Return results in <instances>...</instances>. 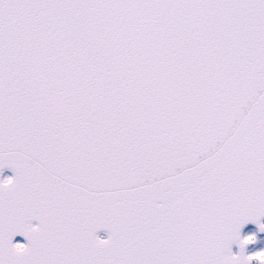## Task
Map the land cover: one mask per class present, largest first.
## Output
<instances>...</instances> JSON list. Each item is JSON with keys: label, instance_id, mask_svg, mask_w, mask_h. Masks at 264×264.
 Instances as JSON below:
<instances>
[{"label": "snow or ice", "instance_id": "obj_1", "mask_svg": "<svg viewBox=\"0 0 264 264\" xmlns=\"http://www.w3.org/2000/svg\"><path fill=\"white\" fill-rule=\"evenodd\" d=\"M5 168L0 264L264 261V0H0Z\"/></svg>", "mask_w": 264, "mask_h": 264}, {"label": "rangeland", "instance_id": "obj_2", "mask_svg": "<svg viewBox=\"0 0 264 264\" xmlns=\"http://www.w3.org/2000/svg\"><path fill=\"white\" fill-rule=\"evenodd\" d=\"M261 250H264V238H259V239L255 238L254 247L250 251V255H253L254 253Z\"/></svg>", "mask_w": 264, "mask_h": 264}, {"label": "water", "instance_id": "obj_3", "mask_svg": "<svg viewBox=\"0 0 264 264\" xmlns=\"http://www.w3.org/2000/svg\"><path fill=\"white\" fill-rule=\"evenodd\" d=\"M263 218H264V217H261L260 220H262ZM259 223H260V221H259ZM247 226H256V227H257L256 224L249 223V224L245 225V226L243 227V229L246 228ZM243 229H242V230H243ZM257 229H258V227H257ZM242 230H241V232H242ZM101 232H104V234H105L106 236L108 235L107 232H105V231H103V230L98 231V232L96 233V235H97L98 233H101ZM259 233H260V234H264V232H260V231H259ZM234 246H236V248L238 249V252H239V248H238V246L235 245V244H233V245L231 246V250H232V248H233ZM246 248H247V246L245 247V249H246ZM244 255H245V250H244Z\"/></svg>", "mask_w": 264, "mask_h": 264}, {"label": "flooded vegetation", "instance_id": "obj_4", "mask_svg": "<svg viewBox=\"0 0 264 264\" xmlns=\"http://www.w3.org/2000/svg\"><path fill=\"white\" fill-rule=\"evenodd\" d=\"M4 177H10V176L8 174H3L1 179H3ZM16 243H21V241L20 240L16 241L14 244H16Z\"/></svg>", "mask_w": 264, "mask_h": 264}, {"label": "clouds", "instance_id": "obj_5", "mask_svg": "<svg viewBox=\"0 0 264 264\" xmlns=\"http://www.w3.org/2000/svg\"><path fill=\"white\" fill-rule=\"evenodd\" d=\"M259 264H264V261H262V262H259Z\"/></svg>", "mask_w": 264, "mask_h": 264}]
</instances>
